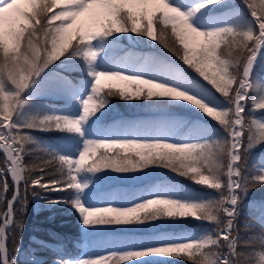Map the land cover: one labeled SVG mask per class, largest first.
Segmentation results:
<instances>
[{
  "label": "snow or ice",
  "instance_id": "snow-or-ice-1",
  "mask_svg": "<svg viewBox=\"0 0 264 264\" xmlns=\"http://www.w3.org/2000/svg\"><path fill=\"white\" fill-rule=\"evenodd\" d=\"M241 3L247 9L242 17L232 0H0V151L5 157L0 205L6 202V210L0 209V264H16L7 241L11 238L18 251L15 236L23 225L17 213L26 211L29 192L46 205L68 204L85 236L109 233L95 241L101 251L61 257L55 264H160L154 258L264 264V211L259 235L241 240L236 229L242 194L264 186V156L247 166V154L264 145V115H257L264 113V0ZM134 37L157 42L171 57L124 49L120 41L138 42ZM57 61L59 70L52 71ZM73 72L84 78L66 74ZM49 95L65 100V106L37 103ZM114 96L150 101V109L165 114L105 126ZM189 106L217 122L225 135L210 122L168 112ZM28 130L67 135L64 144L53 146ZM35 151L51 159L25 164L24 157ZM54 161L55 171L46 172ZM150 166L217 196L191 197L177 182L160 181L140 194L116 189L98 197L106 170L130 174ZM9 174L14 189L6 198ZM49 191L70 196H41ZM188 217L212 227L202 234H113L115 226Z\"/></svg>",
  "mask_w": 264,
  "mask_h": 264
},
{
  "label": "trees",
  "instance_id": "trees-1",
  "mask_svg": "<svg viewBox=\"0 0 264 264\" xmlns=\"http://www.w3.org/2000/svg\"><path fill=\"white\" fill-rule=\"evenodd\" d=\"M246 9V8H245ZM247 12V9H246ZM138 42L134 43L129 41L128 39H122L120 41L122 47L124 49H129L130 51L143 53V54H153V55H165L171 57V54L167 52V50L163 49L161 45L155 42L154 48H148L146 46L147 38H135ZM63 59V58H62ZM174 59V58H173ZM60 62L57 61L56 64L51 66V70H59L57 65ZM186 67V66H185ZM191 75L198 78L197 74L189 70ZM70 75L73 79H78L79 76H84L81 72H73L66 73ZM219 96V94L217 95ZM222 99V98H221ZM63 100V99H62ZM62 100H59V96L55 97V102L58 104L62 103ZM111 104L110 108L107 111L105 117L102 120V124L105 126L113 125L115 122L120 120H152L164 115L165 113L153 111L148 107L151 103L150 101H124L121 100L118 96H114L110 98ZM250 106V104H249ZM173 115L180 116L184 119H201L204 122H210L211 126L215 127L220 136H224L225 133L220 128L217 122L210 121V118L204 116V114L199 113L198 110L192 109L191 106L189 108H176L169 109ZM30 133L41 140L44 144H49L50 142H54V134H58L59 131H40V130H28ZM32 146L29 145V148ZM249 154H247V166L251 168L249 161ZM48 160L51 159L47 154L35 151L29 155L24 157V163L28 165H32L34 163H40V159ZM4 154L0 151V169L4 168ZM57 168V164L54 161L48 168L45 169L46 172H54ZM107 175L102 179L104 181L103 185H98L97 187V195L98 197H104L107 193L119 189L124 193L132 194V188L130 187L127 179H122L120 177H114L110 170H106ZM38 172H34L33 175H38ZM140 179L135 176H131V180H139V184L137 187L139 190L144 189L147 184L155 179H162L163 181H175L181 184L184 189V192L187 194L195 191V194L198 196L206 195L210 197L217 196L216 191L212 189H208L203 187L202 185H197L191 183L190 180L184 177H179L175 173L170 172L168 169L156 166H150L147 169H144L142 172L136 173ZM102 175V174H101ZM8 182L10 183L8 191L6 193V198H10L14 189V185L10 182L8 175L6 176ZM51 179L52 177H48ZM3 191V177L0 176V192ZM42 194L46 195L49 200L57 199L58 197L67 198L70 196L69 192L62 191H49L42 192ZM27 209L23 213H17V218L22 222L23 228L22 231H19L15 236V249L17 244L21 246H25L28 244V241H31L30 237L32 234L37 235L39 238H43L49 241L56 240H70L77 236L80 233V237H82V226L81 224L75 225V222L78 221L77 213L71 209H67V207L60 208L53 205L50 207H45L40 210H36L31 201V193L29 192L27 196ZM262 205H264V186H257L254 189H250L247 194H242L241 203L239 205V213L236 218V229L241 237V240L247 239L253 235H259L260 229L258 227L259 217L261 212L264 211L262 209ZM19 207V205H17ZM0 209L6 210V202L3 205H0ZM49 217L53 218L50 220ZM202 222L188 217L179 220V222H156L151 225H140L132 228V226H115V232L113 234L117 235H132L130 233H135V236H149L154 233L160 231H177L183 228H199ZM136 230V231H135ZM7 246L10 249L11 253H16L13 250V240L10 238L7 242ZM45 251L41 252L43 256L46 257V261L40 264H48V260L52 258L58 257V255L48 247L44 248ZM241 251H251V248H241ZM16 264H36V263H26L17 257ZM39 264V263H38ZM160 264H162L160 262ZM168 264H190L186 258H177L173 259Z\"/></svg>",
  "mask_w": 264,
  "mask_h": 264
},
{
  "label": "rangeland",
  "instance_id": "rangeland-1",
  "mask_svg": "<svg viewBox=\"0 0 264 264\" xmlns=\"http://www.w3.org/2000/svg\"><path fill=\"white\" fill-rule=\"evenodd\" d=\"M232 3L237 7V9H238L237 14L239 16L242 17L244 15H247L246 11L243 9V7L241 6V3L238 0H232ZM154 45H155V41H151V40L147 39L146 46L148 48H154ZM127 50H129V49H127ZM257 65L255 66V70L257 73H259L260 66L258 67ZM54 71H58V70H54ZM83 78H84V76H79L78 79H83ZM51 97H53V95L40 97V98H38L37 103L40 105L51 107L53 109H60V108H63L65 106V103H66L65 100H62V103L58 104L56 102L51 101L50 100V99H52ZM59 99H62V98H59ZM257 115L258 116L264 115V113H260L259 111H257ZM66 135H67L66 133H61V132H59L58 134H54V138H53L54 142H50L49 145L60 146V145L64 144ZM262 156H264V145H258L253 150H251L250 156H249V162H251V165L259 164L260 158ZM112 175L114 177H120L122 179H127L130 187L132 188V191H131L132 194L133 193L134 194H140L146 188H148L150 185H153L155 183L163 181L162 179H155V180L149 182L144 189L139 190V188L137 187V185L139 184V180H131L130 179L131 176H135L136 178L140 179V177H138L136 173H130V174L112 173ZM191 183L195 184L192 181H191ZM103 184H104V181L102 180L99 185H103ZM178 184L181 185L180 183H178ZM97 187H98V185H97ZM203 187H205V186H203ZM216 194H217V192H216ZM187 195H189L191 197H199L198 195L195 194L194 190H192V192H190V193L187 192ZM41 196L45 197L46 195L41 194ZM60 199H64V198L58 197L57 199H54V200H60ZM33 202H34V205L36 206V209L46 205L43 203L42 200L37 199V198H33ZM97 202H99V201H97ZM125 202H126L125 200L116 201V203H125ZM56 205L60 208L59 210L68 206V204H56ZM67 209H69V211H71V208L69 206L67 207ZM77 216H78V213H77ZM49 219L53 220V218H51V217H49ZM200 222H202V221H200ZM79 224H80V222H79V216H78V221L75 222V225H79ZM138 226H140V225H138ZM135 227L136 226H132V228H135ZM211 227H212V225L209 222L205 221V222H202V224L199 228H191V229L183 228V229H179L175 232L183 231V232L192 233V234H202V232L204 230L210 229ZM81 231L83 233L82 237H80V233H78L76 237H74L70 240V242H67V240H56V241H52V242L43 241L42 242V241H39V238H36V243H33V242L30 243V241H28L30 243V247L28 246L29 243L25 246H21L20 244H17L16 249L18 251H16V253H11V254L16 256V260L18 257L19 259H22L23 261H26V262H27V260H34L35 262H37L36 264H38V263L40 264V263H44V260H46V257H44L41 254V252L45 251L44 248L47 246L48 248L53 250L58 255L57 258H52V259L48 260V264H55V261H57L61 257L65 258V259L79 258L85 254H95V253L101 251V249L96 246L95 241L97 240V238L99 236L107 235L109 233L102 230L101 232L89 233L87 236H85V234H84L85 230L83 227H82ZM117 234H119V233H117ZM130 234L134 235L135 233H130ZM33 246L36 247V250L32 248ZM34 252H36V254H33ZM154 259L161 262V263L165 260H167L168 263H170L173 260L172 258H154Z\"/></svg>",
  "mask_w": 264,
  "mask_h": 264
}]
</instances>
